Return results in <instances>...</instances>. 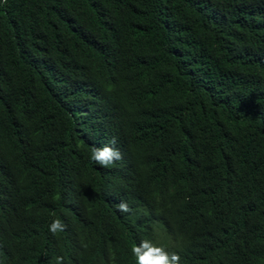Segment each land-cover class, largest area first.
<instances>
[{"label":"trees","instance_id":"16d2710c","mask_svg":"<svg viewBox=\"0 0 264 264\" xmlns=\"http://www.w3.org/2000/svg\"><path fill=\"white\" fill-rule=\"evenodd\" d=\"M145 239L264 264V0H0V264Z\"/></svg>","mask_w":264,"mask_h":264},{"label":"clouds","instance_id":"9594fccd","mask_svg":"<svg viewBox=\"0 0 264 264\" xmlns=\"http://www.w3.org/2000/svg\"><path fill=\"white\" fill-rule=\"evenodd\" d=\"M115 138L103 147H93L90 160L103 168L112 167L115 162L122 159V154L114 145ZM116 208L121 213H130L128 204L121 201ZM66 230V225L59 219H54L49 225L48 231L55 235ZM131 253L135 258V264H180L181 257L176 252H170L163 246H157L150 240H142L139 245L131 248ZM56 264H63V257H56Z\"/></svg>","mask_w":264,"mask_h":264}]
</instances>
